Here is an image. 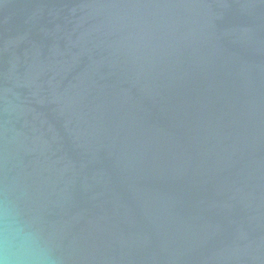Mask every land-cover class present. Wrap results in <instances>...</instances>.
I'll return each instance as SVG.
<instances>
[{
    "label": "water",
    "instance_id": "95a60500",
    "mask_svg": "<svg viewBox=\"0 0 264 264\" xmlns=\"http://www.w3.org/2000/svg\"><path fill=\"white\" fill-rule=\"evenodd\" d=\"M55 264H264V0H0V225Z\"/></svg>",
    "mask_w": 264,
    "mask_h": 264
},
{
    "label": "clouds",
    "instance_id": "9594fccd",
    "mask_svg": "<svg viewBox=\"0 0 264 264\" xmlns=\"http://www.w3.org/2000/svg\"><path fill=\"white\" fill-rule=\"evenodd\" d=\"M7 214L0 225V264H55L50 247L28 224Z\"/></svg>",
    "mask_w": 264,
    "mask_h": 264
}]
</instances>
